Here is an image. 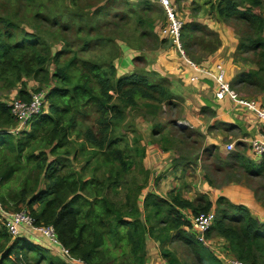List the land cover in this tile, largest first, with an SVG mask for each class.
Wrapping results in <instances>:
<instances>
[{"label":"trees","instance_id":"1","mask_svg":"<svg viewBox=\"0 0 264 264\" xmlns=\"http://www.w3.org/2000/svg\"><path fill=\"white\" fill-rule=\"evenodd\" d=\"M220 5V16L234 17L243 27L235 55L251 53L250 63L254 64L253 69L238 73L231 86L236 89L244 86L261 93L264 89V18L253 10L264 6V1L223 0ZM143 9L148 10L145 6ZM3 23L14 26L10 22ZM57 23V20L50 21L52 26ZM194 32L202 33L201 43H205L207 37L208 41L217 39L216 34L205 27L184 24L181 38L188 52L197 44L193 42ZM25 34L15 38L12 33L0 30V89L17 90V99L28 101L31 92L24 79L36 80L40 88L48 87L41 114L28 130L16 135L10 131L17 126V120L8 105L0 100L1 186L25 174L18 191L0 195L2 207L7 212L27 210L36 225L52 226L60 244L84 264H147V237L157 243L166 264H180L164 247L166 242L172 241L182 242L197 264H222L208 247L196 241L189 231L190 222L181 213L182 210L194 216L207 213L213 204L205 196L189 201L180 193H171L168 199L146 194L140 209L141 191L147 186L149 171H142L144 178L138 184L139 179L130 173L132 163L126 160L119 146L123 139L113 133L115 127L128 123L126 113L136 108L140 100L159 102L158 106L164 102L169 106L173 96L167 88V80H155V74L145 72L118 75L110 61L107 70L104 65L83 61L84 72L75 65V56L51 74L49 59L51 56L50 61L57 63V54L51 55L49 48L32 33ZM89 107L101 114L99 137L89 130L91 128L83 133L80 129L81 120L89 115ZM147 107L156 110L151 104ZM131 126L127 124L126 128ZM153 127L152 136L159 131L160 124ZM121 132L125 135L123 130ZM131 139L135 153L144 158L145 147H137L141 136ZM70 157L74 161L80 157L86 163L95 159L98 165L118 166L114 173L109 172L102 179L94 175L86 179L83 169L77 172L71 167ZM240 165L248 177H264V155L259 164L241 158ZM260 190H264V186L255 191V198L264 206V195L257 197ZM215 207L210 232L222 236L229 253L238 260L264 264V221H256L247 208L223 197L217 199ZM48 251L34 246L26 238L11 239L0 225V264H66L47 256Z\"/></svg>","mask_w":264,"mask_h":264},{"label":"crops","instance_id":"2","mask_svg":"<svg viewBox=\"0 0 264 264\" xmlns=\"http://www.w3.org/2000/svg\"><path fill=\"white\" fill-rule=\"evenodd\" d=\"M222 1L174 0V5L184 24H197L217 36L215 41L201 43L200 35L202 33H192V36L196 37L193 42L197 44L192 47L190 52L193 54L195 52L193 48L198 47L204 54L192 61L206 68H212L215 63L223 62L227 79L232 82L238 73L253 69L254 66L250 68L247 64H241L237 60L238 57L235 54L243 27L241 22L234 17L224 19L220 16L219 8H221ZM253 13L261 14L264 18V6L256 7ZM125 49L119 62L115 64L117 74L130 76L134 73L145 72L155 74L156 77H153L156 79H166L167 88L173 96L169 106L165 103V106L171 108L169 110L171 113L169 126L174 128L179 135H183L180 139L175 140L177 144L172 145L174 139L169 140L167 136H164L165 132L162 133L163 131L159 130L153 136L156 140L158 139V144L148 145L147 148L144 146L145 168L150 171V167H155L153 174L159 173L153 182L154 185H157V189L147 194H154L166 199L171 193H180L184 199L189 201L197 196H205L213 205L218 198L223 197L228 201L230 199L238 203V205L245 206L243 203L246 204L245 207L251 216L256 221L263 222L264 206H261V203L257 202L255 198V191L259 187L255 183L260 178L248 177L240 165V159H249L256 164L261 162V159H259L260 161L254 160L250 156L247 144L250 138L261 131L264 124L256 118L253 112L232 99L228 97L223 100L215 99L216 87L213 80L205 74L188 68L165 40H158L157 46L149 51L133 52V50L125 51ZM131 52L134 54L131 55ZM134 59H138L140 62L138 68L133 62ZM191 77H197V80L190 82ZM188 78L191 86L185 88V79L188 80ZM260 99L261 96L258 95L251 100L258 103ZM162 111L161 109V114ZM233 130L237 131V135L230 133ZM230 143L234 145V149L228 152L225 146ZM227 154L230 155V163L225 162L224 155ZM215 156L219 158L220 166L213 165L214 178L216 179L211 177L210 180L207 172L205 173L201 166L202 163L214 164ZM168 170L169 175L174 178H167ZM227 171H237L247 183L239 182L237 179L223 182L221 178ZM161 175L164 179L161 178ZM197 181H201L200 185L197 184ZM185 183H188V186L184 190ZM143 190L141 202L146 194L143 193L145 192ZM141 202L139 204H142ZM181 213L189 222L191 212L182 210Z\"/></svg>","mask_w":264,"mask_h":264},{"label":"rangeland","instance_id":"3","mask_svg":"<svg viewBox=\"0 0 264 264\" xmlns=\"http://www.w3.org/2000/svg\"><path fill=\"white\" fill-rule=\"evenodd\" d=\"M128 2L126 0H0V30L2 32L8 31L12 33L15 38H19L20 36L24 37L26 35L25 33H32L38 37L44 47L49 48L51 55L57 54V63L50 61L51 56L49 59L48 70L51 74L55 72L57 67L62 66L73 56L77 58L75 65L81 70L83 69L84 72L86 71L84 69L85 67H83V61L97 63V65H104L106 68L105 70H107L108 66H110V62L113 66L119 62V59H121L123 55L122 52L124 51V48H126L125 51L133 50V52H137L138 50L149 51V49L151 50L156 47L157 41L161 39V35L158 34L161 29L159 24L164 22V16L162 10L157 4L152 0H128ZM143 6L148 10L144 11ZM2 20L5 23L10 22L14 26H5ZM52 20H57V25L52 26L50 24V21ZM139 20H141V22H139ZM244 35H247L246 31H244ZM29 37L30 36H26L25 38L30 39ZM207 38L206 41L209 40V38ZM210 39L213 40L214 38ZM87 41V47L84 48ZM183 49L190 60H196L198 57L204 55L203 51L198 47L193 48L195 50L193 54L185 50L184 46ZM132 54L134 53L131 52V55ZM176 54L178 55L177 52ZM252 58L251 53H247L239 56L237 60H239L241 64H247L250 68H253L254 64L250 63ZM133 62L136 65V68H138L140 65L138 64L140 63L138 59H134ZM149 79L154 81L151 79V76ZM24 81L26 82L27 90L31 93L34 89L40 88V85L36 80L24 79ZM184 84L185 88L191 86L189 78L188 80L185 79ZM47 87V85H42L40 89L46 90ZM233 89L239 94V96L249 99L262 95V92L259 93L255 90L245 88L244 86ZM13 99H17V90L6 91L0 89V100L2 102L8 104ZM147 104H151V107H155L154 109L156 110L153 111V109L147 107ZM158 104L159 102L155 101H138V106L132 108L129 114L126 113L127 115L125 117V121L128 122L127 124L133 125V127L126 128L127 124L123 122L121 125L115 127V130L113 131L115 137H122L123 139L119 146L123 149V154L126 160L131 161L133 169L130 173H133L132 177L135 175L136 178L139 179L138 184H141L142 179L144 178L142 171L144 169L147 171L149 170L145 168L146 159L141 158L139 153H135V144L131 138L133 136H141V141L137 146L138 148L158 144V139L156 140L151 135L154 129L153 126H155L156 123L160 124L159 130L160 132L163 131L162 133L165 132V137L167 136L169 140L174 139L172 145L177 144L175 140H178L183 136L179 135L174 128L169 126V118L171 117L169 110H171V108L165 106L164 102L161 103V106H158ZM161 109L163 110L162 114L160 112ZM88 110L89 115L81 120L80 129H83V133L91 128L89 130L94 132L93 134H95L96 137H99L100 132L98 131V120L101 117V114L98 113L94 107H89ZM122 130L125 135H122ZM230 133L237 135L236 130H233V132ZM111 134L112 133L109 135L111 136ZM75 146L77 148L79 147L78 145ZM48 151L49 150H46L45 152ZM127 155L129 157H126ZM149 155H152V153H149ZM229 156V154L224 155L225 162L227 163L231 162ZM8 158H11V156ZM215 159L216 162L214 164L207 165L202 163L201 166L205 173L207 172L210 180L215 177V174L213 173V165L220 166L218 162L219 158L215 156ZM259 159H261V156L254 157V160ZM69 160L73 163L71 167L75 171L79 172L83 169L82 174L86 179L93 175L102 179L103 177H106L109 172L114 173L118 166L116 164L112 166L98 165L95 159H91L86 163L85 160L81 161L80 157H78V161H74L71 157ZM153 168L155 167H150L152 172L151 170L149 171L147 186L144 188L145 192L143 193L147 194L157 189V185H154L153 182L159 176V173L156 175L153 174ZM222 171H224V169H222ZM169 173L168 170L167 178H174L172 175H169ZM24 176L25 174H19L18 178L13 177V179L4 186H1L0 183V195L6 196L7 193L18 191ZM161 178L164 179L162 175ZM215 179L216 178H214V180ZM231 179H237L239 182L247 183L244 177L237 173V171H227L226 174L223 173L221 178L223 182L230 181ZM200 183L201 181H197L198 185H200ZM255 184L257 187L264 186V177L260 178L259 181H256ZM187 186L188 183H185L183 189H187ZM259 187L257 189H259ZM263 195L264 190H260L257 197H262ZM166 198L168 199V196ZM229 201L232 204L238 205V203H235L230 199ZM243 205L246 206L244 203ZM139 206L141 208L142 204H139ZM211 210L216 212L215 205H213ZM194 215L195 214H191L189 216L191 217L190 220H192ZM209 238L211 240L209 241L210 244L208 248L214 256L221 259L224 258L225 260L237 259L229 253L227 242L222 236H218L215 232H210ZM28 240L34 246L41 247V245L37 241L32 240V238ZM164 247L170 250L180 264H197L193 259L190 250L182 242H166ZM54 253L53 250L51 252L48 251L47 256L62 261L61 256L58 254L54 255ZM146 254L148 257L147 264H166L160 255L157 243L154 239L148 237L146 239ZM255 263L261 264L258 261H255ZM39 264H45V262H40Z\"/></svg>","mask_w":264,"mask_h":264},{"label":"built area","instance_id":"4","mask_svg":"<svg viewBox=\"0 0 264 264\" xmlns=\"http://www.w3.org/2000/svg\"><path fill=\"white\" fill-rule=\"evenodd\" d=\"M135 1V0H129ZM162 10L164 22L159 24L161 39L168 42L171 47L178 53V56L186 63L187 67L193 71L209 76L215 84L214 97L217 100H223L228 97L237 104L245 107L254 113L256 118L264 124V89L260 101L247 99L239 96V94L231 86V82L227 79L225 66L223 62H217L212 68H206L190 60L182 46L181 34L183 28V21L179 17L177 8L174 5V0H152ZM197 77H191L190 82H195ZM46 90H40L30 94L28 101L21 99H13L8 103L11 115L16 118L17 126L10 132L14 135L23 130H28L31 122L41 114L45 106ZM247 149L251 157H258L264 155V126L261 131L250 138L247 144ZM228 152L234 149L232 143L225 146ZM215 213L210 210L207 213H200L190 220L189 231L197 242L209 247L208 233L214 223ZM0 225L5 229L11 239L26 238L37 241L42 247L50 252L53 250L54 255H59L66 264H84L81 260L73 258L69 251L64 248L57 239L56 232L52 226L36 225L34 218L27 210L17 212H7L0 203ZM222 264H259L248 263L238 259L219 258Z\"/></svg>","mask_w":264,"mask_h":264}]
</instances>
